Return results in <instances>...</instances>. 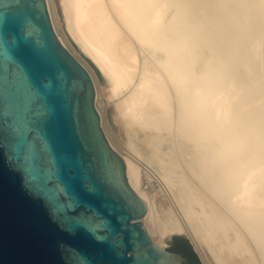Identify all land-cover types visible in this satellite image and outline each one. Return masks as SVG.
<instances>
[{
	"label": "bare ground",
	"instance_id": "obj_1",
	"mask_svg": "<svg viewBox=\"0 0 264 264\" xmlns=\"http://www.w3.org/2000/svg\"><path fill=\"white\" fill-rule=\"evenodd\" d=\"M46 4L152 241L184 235L202 264H264V0Z\"/></svg>",
	"mask_w": 264,
	"mask_h": 264
},
{
	"label": "water",
	"instance_id": "obj_2",
	"mask_svg": "<svg viewBox=\"0 0 264 264\" xmlns=\"http://www.w3.org/2000/svg\"><path fill=\"white\" fill-rule=\"evenodd\" d=\"M95 101L46 0H0V264H184L144 228Z\"/></svg>",
	"mask_w": 264,
	"mask_h": 264
},
{
	"label": "rangeland",
	"instance_id": "obj_3",
	"mask_svg": "<svg viewBox=\"0 0 264 264\" xmlns=\"http://www.w3.org/2000/svg\"><path fill=\"white\" fill-rule=\"evenodd\" d=\"M98 98H99V100H98L99 107L102 108V106H103V96L101 94V91H99V97ZM105 119H106V121H105L106 125H108L110 127L111 126V123H110L111 120L109 118H107V117ZM144 175L142 176V178H143L142 182L144 183L143 185L145 187L148 186L146 189H149V190H147V191H149L150 193L151 192L154 193V191L157 190V184H156L157 182L155 181L154 178H152V180H151L150 177L149 178L147 177L148 175H146V174H144ZM155 184H156V186H155ZM178 239H180V238H178ZM178 239H176V238H172V239L166 238L165 241H164L165 246H167L169 250L173 249V248H179L182 251L183 250L185 251V247L181 243H177ZM183 259H184V262H186V264H199L197 259H196L197 261L195 262L194 259L192 257H190L188 254Z\"/></svg>",
	"mask_w": 264,
	"mask_h": 264
},
{
	"label": "flooded vegetation",
	"instance_id": "obj_4",
	"mask_svg": "<svg viewBox=\"0 0 264 264\" xmlns=\"http://www.w3.org/2000/svg\"><path fill=\"white\" fill-rule=\"evenodd\" d=\"M176 239H178V238H176ZM177 243H181V244L185 247V251H184V250L182 251V250L179 249V248H173V249H170V250L179 253L183 258H184L187 254L191 257V255H190V250H189V248H188L186 242H185L183 239H178V240H177ZM184 264H186V262H184Z\"/></svg>",
	"mask_w": 264,
	"mask_h": 264
},
{
	"label": "trees",
	"instance_id": "obj_5",
	"mask_svg": "<svg viewBox=\"0 0 264 264\" xmlns=\"http://www.w3.org/2000/svg\"><path fill=\"white\" fill-rule=\"evenodd\" d=\"M188 248H189V246H188ZM189 250H190V248H189ZM190 255H191V257L194 259V261L196 262L197 260H196V257L193 255V253L191 252V250H190Z\"/></svg>",
	"mask_w": 264,
	"mask_h": 264
},
{
	"label": "snow or ice",
	"instance_id": "obj_6",
	"mask_svg": "<svg viewBox=\"0 0 264 264\" xmlns=\"http://www.w3.org/2000/svg\"><path fill=\"white\" fill-rule=\"evenodd\" d=\"M133 208V204L130 202L129 203V209L131 210Z\"/></svg>",
	"mask_w": 264,
	"mask_h": 264
}]
</instances>
